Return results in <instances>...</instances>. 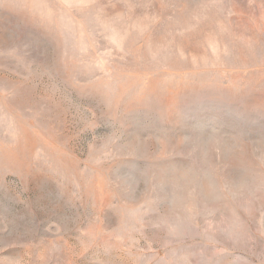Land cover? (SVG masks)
<instances>
[{"label":"rangeland","instance_id":"obj_1","mask_svg":"<svg viewBox=\"0 0 264 264\" xmlns=\"http://www.w3.org/2000/svg\"><path fill=\"white\" fill-rule=\"evenodd\" d=\"M0 264H264V0H0Z\"/></svg>","mask_w":264,"mask_h":264}]
</instances>
